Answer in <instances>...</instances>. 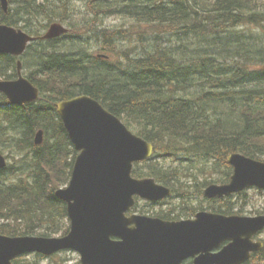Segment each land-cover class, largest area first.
I'll use <instances>...</instances> for the list:
<instances>
[{"label": "trees", "instance_id": "16d2710c", "mask_svg": "<svg viewBox=\"0 0 264 264\" xmlns=\"http://www.w3.org/2000/svg\"><path fill=\"white\" fill-rule=\"evenodd\" d=\"M94 1L89 4L93 6ZM119 2L128 4L132 15L134 8L148 2L135 15L152 33L173 32L175 41L186 35L187 39L203 38L205 46L181 53L156 42L155 49L136 58L125 53L127 62L110 61L83 50L61 49L66 44L63 41L44 42L40 39L43 25L29 30L23 26L39 39L29 46L24 65L37 46L44 49H40L38 67L28 75L40 88L41 99L11 106L0 93V152L15 150L27 156L0 170V233L52 236L68 232L66 205L54 191L69 182L77 152L54 103L79 94L96 98L154 144V155L135 165L134 176H153L175 191L183 187L187 196L201 195L207 184L229 181L233 168L227 160L232 152L264 160V0ZM12 3L17 4L14 13L0 7V23L19 26L24 15L38 17L49 12L40 0ZM92 10L94 25L99 11ZM64 15L62 21H66ZM126 36L123 30L103 29L100 37L106 55L116 53L114 41ZM78 38L79 44L85 40L84 35ZM49 44L52 48L47 51ZM16 72V58L0 55V78L12 79ZM213 101L217 106L209 105ZM213 112L215 120L211 119ZM38 130L44 134L40 145L35 144ZM160 156H176L189 165H164ZM205 165L222 177L199 185V169ZM188 176L191 186L182 183ZM234 207L227 205L218 212L232 214ZM14 264L31 262L22 256Z\"/></svg>", "mask_w": 264, "mask_h": 264}, {"label": "water", "instance_id": "95a60500", "mask_svg": "<svg viewBox=\"0 0 264 264\" xmlns=\"http://www.w3.org/2000/svg\"><path fill=\"white\" fill-rule=\"evenodd\" d=\"M1 1L7 9L8 0ZM65 31L54 23L45 37ZM32 39L22 30L0 24V54L21 55ZM0 92L17 105L39 98V89L21 73L17 80H0ZM54 106L80 151L69 186L55 193L67 203L70 232L59 238L0 235V264H12L15 257L28 252L51 255L63 249L79 251L82 264H181L189 256H197L195 264H242L252 251L263 247L252 238L264 228V215L225 216L203 211L195 220L180 222L142 215L127 218L125 212L134 205L135 195L158 201L171 194V189L153 178L132 176L134 163L150 157L153 145L89 96ZM41 141L39 132L36 142ZM229 162L235 167L231 182L209 186L207 197H223L250 185L264 189L263 162L236 153ZM5 166L0 154V169ZM226 241L229 243L221 251L213 252Z\"/></svg>", "mask_w": 264, "mask_h": 264}, {"label": "rangeland", "instance_id": "374dc122", "mask_svg": "<svg viewBox=\"0 0 264 264\" xmlns=\"http://www.w3.org/2000/svg\"><path fill=\"white\" fill-rule=\"evenodd\" d=\"M42 3L44 2L48 6V14H41L38 17H30L25 16L24 19H20L19 25L21 27L25 26L29 29H35L40 28L43 25V33L47 30L45 29L46 24H48V17H52L54 21L52 22H61L65 26L69 28L70 34L73 36L79 37L84 35L85 40L81 42V44H76L74 46H66L61 47V49H67V50H83L86 51L88 54H90L93 57H97L98 54L104 53L107 54L106 51H104V39L100 37V32L103 29H110V30H123L127 32L129 35L124 37L123 39H117L114 42L117 44V52L113 53V57L115 60H122V62H127L125 53H129L130 58H136L138 56H141L145 54L148 51H152L155 49L154 43H162V44H169L171 46V49H176L177 52L181 53H190L193 52V49L196 48V46H205V43L203 42V38L197 39V38H191L187 39V35L183 40L175 41L173 37V32H169L167 34H160L159 33H152V28L148 26L146 22H139L138 19H140L139 16H136L135 14H138L141 9H143L145 6H148V2H144L134 8L132 10L133 15L131 14V9L128 4L118 2L113 4V1L108 2H102L97 1L96 4L91 6L89 3L90 1L95 2L94 0H40ZM17 6L16 3L10 4V8L12 9L14 13V8ZM92 7L95 9H98V18L96 23L93 25L92 18H96L95 14L92 12ZM92 10V11H91ZM65 14V15H64ZM63 15L66 18V21H62ZM90 23L88 25V28L86 31H83L82 29L87 23ZM50 24V23H49ZM49 26V25H48ZM48 28V27H47ZM25 29V28H24ZM27 30V29H26ZM161 36V38L164 37L165 40L158 38ZM72 39V38H71ZM67 42H70L68 40H65ZM194 42H197L198 44H194ZM77 43V42H76ZM189 48H187V46ZM185 48V49H184ZM187 48V49H186ZM36 51H34L31 55L28 57V63L26 67L27 75L31 73L35 68L39 65V58H40V51L44 50L42 48V45L36 47ZM41 49V50H40ZM48 51V50H47ZM66 51V50H64ZM191 56V55H190ZM230 62H232V59H229ZM187 64H190L191 62L185 60ZM25 73V72H24ZM209 105L215 107L217 104H214L213 102H208ZM224 105V104H223ZM228 108V107H227ZM224 109H221L220 112H223ZM214 111V110H212ZM220 112L218 114H220ZM214 113V112H213ZM215 113L211 117V119L215 120ZM240 119V117H239ZM3 153L10 158H8L9 163H18L21 159L27 158V156H23L22 153H19L15 150H4ZM161 157V156H160ZM191 157H194L192 155ZM180 158H184V156H180ZM197 158V157H195ZM190 159V158H189ZM161 162L164 165L169 164H182V165H189V162H180L177 160L176 156H165L161 157ZM197 163V162H196ZM200 164V163H198ZM200 170L204 171L205 174L200 173ZM199 179H197V184H202L205 181L210 180H216L220 177H222V174L215 173L213 169L205 165L201 169H199L198 173ZM188 178L183 179L184 182H187ZM187 184V183H186ZM191 184L188 181V185ZM187 185V186H188ZM182 190L180 189L179 192ZM195 194V193H194ZM193 194V203L195 205H201L203 208L208 209V206H235V209L241 210V214L244 216H254L258 215L260 213H264V192H260V190L255 188L247 189L246 193L243 195H237L236 197L232 198L230 201H226L223 204L219 203H210L205 200L203 196L200 195H194ZM172 202L179 203V199L173 200ZM143 208L145 210V214H158L164 213L166 211H162L160 209H167L169 210L171 207L170 205H164L162 207H154L151 206L150 208H147L148 205L146 203H142ZM187 206L185 203L181 205V208H179L176 212H184L187 211ZM179 206L176 205V208ZM184 208V209H183ZM146 209H149L150 211H147ZM158 211V212H157ZM188 212V211H187ZM261 238L264 239V232L261 235ZM26 259H29L31 264H80L79 263V255L74 251H63L55 256L51 257H38L36 254L31 253L29 255L24 256ZM251 264H264V256L257 258L250 262Z\"/></svg>", "mask_w": 264, "mask_h": 264}, {"label": "bare ground", "instance_id": "6f19581e", "mask_svg": "<svg viewBox=\"0 0 264 264\" xmlns=\"http://www.w3.org/2000/svg\"><path fill=\"white\" fill-rule=\"evenodd\" d=\"M96 1L108 2V1H113V0H96ZM8 5H9V8H10V0H9ZM9 8H8V11H9ZM8 11H4V12H8ZM56 23L60 24L66 30L65 32H68V27L65 26L63 23H60V22H56ZM8 26H10V25H8ZM97 57L98 58H103V57L108 58V55H106L104 53H100V54L97 55ZM81 95H83V94H81Z\"/></svg>", "mask_w": 264, "mask_h": 264}, {"label": "flooded vegetation", "instance_id": "af4514ba", "mask_svg": "<svg viewBox=\"0 0 264 264\" xmlns=\"http://www.w3.org/2000/svg\"><path fill=\"white\" fill-rule=\"evenodd\" d=\"M68 32H69V28H68ZM170 220H174V219H170ZM193 262H194V259L193 258H189V259L184 260L182 264H193Z\"/></svg>", "mask_w": 264, "mask_h": 264}]
</instances>
